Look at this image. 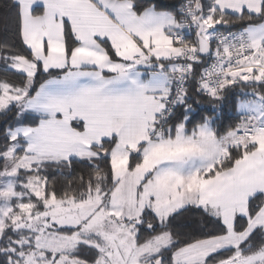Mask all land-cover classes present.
<instances>
[{
	"label": "snow or ice",
	"instance_id": "1",
	"mask_svg": "<svg viewBox=\"0 0 264 264\" xmlns=\"http://www.w3.org/2000/svg\"><path fill=\"white\" fill-rule=\"evenodd\" d=\"M0 264H264V0H0Z\"/></svg>",
	"mask_w": 264,
	"mask_h": 264
},
{
	"label": "trees",
	"instance_id": "2",
	"mask_svg": "<svg viewBox=\"0 0 264 264\" xmlns=\"http://www.w3.org/2000/svg\"><path fill=\"white\" fill-rule=\"evenodd\" d=\"M234 114V113H233Z\"/></svg>",
	"mask_w": 264,
	"mask_h": 264
}]
</instances>
